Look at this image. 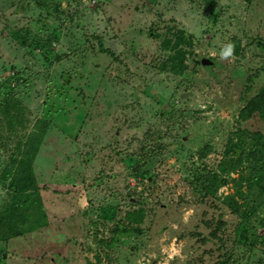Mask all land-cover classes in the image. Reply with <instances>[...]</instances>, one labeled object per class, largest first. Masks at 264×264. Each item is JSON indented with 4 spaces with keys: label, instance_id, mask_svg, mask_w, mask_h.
Here are the masks:
<instances>
[{
    "label": "rangeland",
    "instance_id": "rangeland-1",
    "mask_svg": "<svg viewBox=\"0 0 264 264\" xmlns=\"http://www.w3.org/2000/svg\"><path fill=\"white\" fill-rule=\"evenodd\" d=\"M263 85L264 0H0V210L48 221L0 264H264Z\"/></svg>",
    "mask_w": 264,
    "mask_h": 264
},
{
    "label": "trees",
    "instance_id": "trees-1",
    "mask_svg": "<svg viewBox=\"0 0 264 264\" xmlns=\"http://www.w3.org/2000/svg\"><path fill=\"white\" fill-rule=\"evenodd\" d=\"M189 41L190 37L187 36L185 32H179L176 36V45ZM231 45L233 46L231 54L235 56L238 55L240 47L233 43ZM213 64L204 67L211 69ZM2 113L9 118L7 120V125L11 128V119L14 116L12 114L13 112L10 108H2ZM256 113L260 115L262 113L264 114V85L247 100L239 112V117L245 121L250 119ZM231 150L235 156H238L236 155L234 148ZM125 161L127 166L131 167L134 171V176L136 178L145 177V173H139L137 169L133 168V165L136 166V164L132 157L126 158ZM259 161V159H256V162ZM240 162V158L235 159V163L238 164ZM8 178L10 179L9 187L13 190L14 195L12 196L10 203L0 210V243L4 245L3 247H5L10 240L22 237L42 227H46L48 224L47 214L40 195V189L34 185H29V182L32 181L31 175L29 176L27 173L22 175L15 173L14 175H11V170H9L2 175L3 181H6ZM24 181L27 183H24ZM141 218L142 214H140L139 219Z\"/></svg>",
    "mask_w": 264,
    "mask_h": 264
},
{
    "label": "clouds",
    "instance_id": "clouds-1",
    "mask_svg": "<svg viewBox=\"0 0 264 264\" xmlns=\"http://www.w3.org/2000/svg\"><path fill=\"white\" fill-rule=\"evenodd\" d=\"M232 47L233 46L231 44L227 45L225 50L222 52V57L226 58V57L230 56L232 53Z\"/></svg>",
    "mask_w": 264,
    "mask_h": 264
},
{
    "label": "water",
    "instance_id": "water-1",
    "mask_svg": "<svg viewBox=\"0 0 264 264\" xmlns=\"http://www.w3.org/2000/svg\"><path fill=\"white\" fill-rule=\"evenodd\" d=\"M200 63H201V65L202 66H210V65H212L213 64V62L211 61V60H209V59H202L201 61H200ZM238 154V153H237Z\"/></svg>",
    "mask_w": 264,
    "mask_h": 264
}]
</instances>
